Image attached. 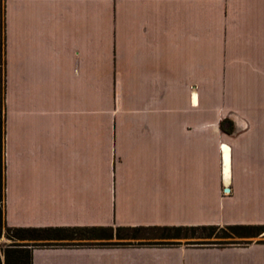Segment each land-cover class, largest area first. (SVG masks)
Listing matches in <instances>:
<instances>
[{"label": "crops", "instance_id": "obj_1", "mask_svg": "<svg viewBox=\"0 0 264 264\" xmlns=\"http://www.w3.org/2000/svg\"><path fill=\"white\" fill-rule=\"evenodd\" d=\"M0 79V239L264 226V0H2ZM31 264H264V244L35 248Z\"/></svg>", "mask_w": 264, "mask_h": 264}, {"label": "trees", "instance_id": "obj_2", "mask_svg": "<svg viewBox=\"0 0 264 264\" xmlns=\"http://www.w3.org/2000/svg\"><path fill=\"white\" fill-rule=\"evenodd\" d=\"M1 56L2 0H0V67ZM220 124L223 132H230V129L224 127L226 124L230 125L229 120H222ZM5 231L10 244L2 252L4 264H31V251L35 248L185 246L221 249L248 246L252 244V239H264V226L261 225L46 227L6 228ZM253 243L264 244V241L257 240Z\"/></svg>", "mask_w": 264, "mask_h": 264}, {"label": "rangeland", "instance_id": "obj_3", "mask_svg": "<svg viewBox=\"0 0 264 264\" xmlns=\"http://www.w3.org/2000/svg\"><path fill=\"white\" fill-rule=\"evenodd\" d=\"M222 121V120H221ZM6 231H4V237L5 238H1L0 239V249H2V248H5L8 244H10V240H8V239H6V233H5ZM257 240H262V241H264V239L263 238H257V239H252L251 241H252V243L253 242H255V241H257Z\"/></svg>", "mask_w": 264, "mask_h": 264}, {"label": "water", "instance_id": "obj_4", "mask_svg": "<svg viewBox=\"0 0 264 264\" xmlns=\"http://www.w3.org/2000/svg\"><path fill=\"white\" fill-rule=\"evenodd\" d=\"M225 191H227V190H225Z\"/></svg>", "mask_w": 264, "mask_h": 264}]
</instances>
